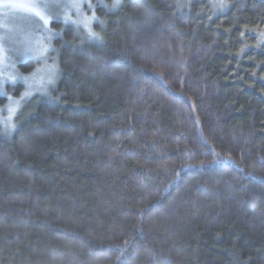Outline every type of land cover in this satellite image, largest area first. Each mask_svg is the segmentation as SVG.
Returning <instances> with one entry per match:
<instances>
[{"label": "trees", "instance_id": "trees-1", "mask_svg": "<svg viewBox=\"0 0 264 264\" xmlns=\"http://www.w3.org/2000/svg\"><path fill=\"white\" fill-rule=\"evenodd\" d=\"M225 5L64 26L56 89L0 122V264H264V0Z\"/></svg>", "mask_w": 264, "mask_h": 264}, {"label": "rangeland", "instance_id": "rangeland-1", "mask_svg": "<svg viewBox=\"0 0 264 264\" xmlns=\"http://www.w3.org/2000/svg\"><path fill=\"white\" fill-rule=\"evenodd\" d=\"M225 7V0H211ZM217 1V2H216ZM122 0H0V122L12 124L24 102L34 94L50 95L59 78L55 40L74 26L86 39L100 41L105 12ZM61 25L62 28H57ZM32 60L34 68L20 65ZM24 89L16 94L19 85ZM14 118V119H13Z\"/></svg>", "mask_w": 264, "mask_h": 264}]
</instances>
